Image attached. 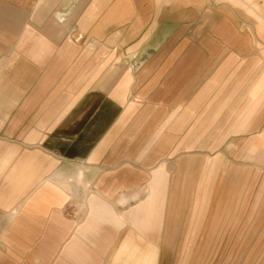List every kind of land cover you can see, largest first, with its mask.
Masks as SVG:
<instances>
[{
	"label": "crops",
	"instance_id": "1",
	"mask_svg": "<svg viewBox=\"0 0 264 264\" xmlns=\"http://www.w3.org/2000/svg\"><path fill=\"white\" fill-rule=\"evenodd\" d=\"M219 1L254 26L207 0H0V264H214L186 252L236 234L229 264H264V18Z\"/></svg>",
	"mask_w": 264,
	"mask_h": 264
},
{
	"label": "rangeland",
	"instance_id": "2",
	"mask_svg": "<svg viewBox=\"0 0 264 264\" xmlns=\"http://www.w3.org/2000/svg\"><path fill=\"white\" fill-rule=\"evenodd\" d=\"M207 1L209 4H211V3L215 4V7H227L229 9H231L234 12L235 16L242 23L247 24V25H251L252 27L254 26L253 20L248 18L247 16H245L244 11L242 9H239V8H236L235 6H232V4H231V6L223 4L224 2H221L219 0H207ZM235 2L237 4L244 6V7L247 6L248 8H250L249 6H251V11H253L252 8H254V10L264 18V0H235ZM243 2H246L248 5L244 4ZM215 238L217 239V236ZM220 238H221L220 241L222 242L220 244V246H223L224 249H219V250H215V251H200V252L194 251V250H189L186 252V255H188V258H197V257H201L200 255L202 254V257H204V258H207L210 260L213 259L215 261L214 264H229L228 260L230 258L236 259V262L237 261L242 262L244 259V254L246 252L232 251V250L227 249L229 239H231L232 242L238 240V238H239L238 234L231 235L229 238H228V235H221L219 237V239Z\"/></svg>",
	"mask_w": 264,
	"mask_h": 264
},
{
	"label": "bare ground",
	"instance_id": "3",
	"mask_svg": "<svg viewBox=\"0 0 264 264\" xmlns=\"http://www.w3.org/2000/svg\"><path fill=\"white\" fill-rule=\"evenodd\" d=\"M244 4L248 5L246 2H243Z\"/></svg>",
	"mask_w": 264,
	"mask_h": 264
}]
</instances>
